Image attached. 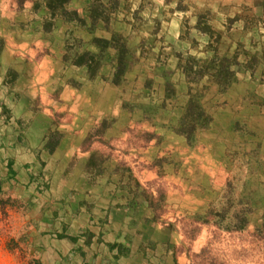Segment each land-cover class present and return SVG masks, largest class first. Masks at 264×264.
<instances>
[{"label":"rangeland","instance_id":"374dc122","mask_svg":"<svg viewBox=\"0 0 264 264\" xmlns=\"http://www.w3.org/2000/svg\"><path fill=\"white\" fill-rule=\"evenodd\" d=\"M94 1L88 0L87 5L80 7L81 13H79L81 19L86 20L88 25H94L91 32L83 27L93 37L87 41L76 38L73 28L80 25L68 23L66 25L71 29L67 32L65 40L70 36L81 40V44L72 51L89 50L99 54V48L92 43L94 38H98L94 36L97 32L96 25L103 24V28L105 25L110 26L112 36L118 34L117 30L128 35L125 36L129 39L127 47L135 48L140 54L142 53L141 63L147 59L150 60V69L154 77L152 79L154 83H151L153 81H150L148 76L144 77L145 82L138 81L139 74L131 79L136 82L138 88L140 87L138 90L135 89V92L136 99L141 105L144 98L150 97L148 95L150 87L166 85L168 71L173 70L174 64H171L170 68L169 66L161 69L153 67L163 58L159 51L162 49L170 48L173 53L175 49L181 51L185 46H191L189 52L193 55L188 56L195 57L197 60L212 59L213 51L218 44L217 36L220 35L219 48L216 50L219 58L237 55V48L241 50L239 64L231 67L235 78L226 92L219 91V86L209 81L207 77L199 82L189 81L190 85H195L191 87V91L189 89L187 96L203 87L208 89L203 99V106L212 119L210 127L201 131L197 137V144L193 147L183 135L171 129V126H177L178 123L176 124L172 118L168 122L169 115H165V111L162 112L164 119L162 116L161 118L157 116L162 119V122H159L157 118L155 121L150 117L146 118L147 112H144L145 119L134 123L130 133L138 139L136 144L141 148L153 141L156 143L155 147L161 146V142L164 143L168 138L173 141V147L168 146L169 148L162 150L160 147L159 154L152 161L157 175L152 183H145L143 186L127 167L126 158L129 154L125 151L136 144L131 142L125 147L113 145L91 151V146L97 139L106 141L101 135L106 132L101 130V124L93 135L83 138L82 152L85 154L88 151L83 165L86 177L94 180L97 176L111 173H115V176L127 175L129 182L124 187H128L133 195V201L130 204H135V207L132 210L137 209L136 205H143L144 209L148 210L143 217L145 226L140 227L148 231L155 228L160 231V234L153 236L150 242L147 241L138 248L136 244L129 245V255L125 256L126 259L115 263L106 245L95 244L97 241L94 236H98L96 228H93L90 243H87L90 229L77 232L75 238L79 240L78 242L64 238L66 232L68 236H71L74 235L75 228H80L83 207L77 209L76 204L82 201H78V197L74 201L75 194L64 197L53 192L55 176L51 174V170L45 171V164L41 163L42 152H49L52 155L65 137V125L74 123L73 119L70 121L69 116H66L67 112L58 109L60 105L57 100H51L54 104L51 105L47 102L48 99L45 101L44 97H48L49 100L51 96L55 97L56 91L52 89L56 86L61 87L54 83L58 81V78L61 81L69 77L66 85L77 87L83 86L81 79L89 83L99 78L102 67L107 65V56L111 50H107L100 69L92 77H89L90 72L88 73L89 62L86 64L88 69L84 78L80 77V70H69L70 67L77 66L65 64L66 47L63 48L61 58H52V65L54 61L57 62L49 68H56L55 77L47 76L48 66L42 67L41 59L38 58L34 59L36 65L30 69L32 74L30 77L27 67L24 68L22 75L14 70L15 65H18L16 62L20 61L25 67L27 59L22 55H18L21 60L17 56L10 57L5 50V41L0 40L2 49L0 52V264H38L36 260H41L42 264H97L99 260L105 264H264V237L258 231L262 228L264 218V163L258 170L256 166L259 162L251 163L249 154L241 150L242 145L245 144L247 148H253L260 153L258 154L260 159L261 152L258 150L260 147L258 144L261 138L247 130V136L240 140L239 134L243 132L245 126L249 128V122L243 118L249 119L257 116L258 113L264 115V92H260L263 87L261 82L264 78V69L261 70L262 74L258 73L260 64L264 65L262 55L264 46L245 48L246 32L254 27L264 29L262 5L264 0H208L212 5L208 9L196 4L203 0H100L93 4ZM97 3H103V7H100L101 11L108 9L109 18L106 21L108 24L101 20L102 17L97 22L91 19V12L95 15L100 13V10L90 7L92 4L97 6ZM257 9L262 11V17L255 15ZM34 13L37 14L39 11ZM237 17H240V20L237 21ZM201 18L208 21L211 29L217 32L216 35H210L203 26H199ZM251 18L260 21L250 24ZM1 19L3 16L0 15V22ZM59 20L62 19L58 18L54 21L52 32L50 31L49 39L46 40L50 47L54 43L53 34ZM44 22L45 19H43V33H46ZM6 23L10 30L15 27L10 19ZM241 26L242 29H240ZM0 27H2L0 37L1 34L10 33L3 28L5 25ZM105 31V28L101 29L98 35L110 36ZM262 35L264 36V33ZM160 36L162 37L159 38ZM240 37L243 38L241 42ZM259 40L264 42L262 37ZM154 44L156 45L153 48L151 45ZM254 49H259L260 52L252 53ZM115 55L112 58L114 68L116 67ZM49 56L52 57L51 54ZM172 58L175 56L173 55ZM167 60L168 58L164 57V61L167 62ZM172 61L175 62L173 59ZM58 66L60 68H57ZM237 71L240 77H243L239 81H237ZM248 71L255 73L246 80L248 75L245 73ZM9 72L15 75L14 80L12 79L13 86L7 83ZM115 72L114 69V75ZM174 73L177 74V71ZM67 74L69 75L66 76ZM163 75L165 78L161 79ZM20 76H26V78ZM77 78H80V83ZM253 82L258 83V86ZM25 90L28 91V95H24ZM184 107L185 105L183 111ZM139 108L136 110V116H138ZM156 108L150 107L146 110L153 112ZM5 110L8 112L6 113ZM223 125L229 126L224 128ZM159 129L161 134L158 132ZM77 130L82 129L76 127ZM165 131L166 135H164ZM38 132L46 133V135L45 137L43 134L36 136L38 142L34 143L35 139L31 135ZM203 136L204 140H202ZM219 136L222 140L218 139ZM250 137L253 141H250ZM42 142L45 143L44 148H41ZM54 142L57 146L51 152L49 145ZM175 150L183 152L189 161L184 173L178 169L172 158ZM161 151L168 153L169 156L161 158ZM10 161H13L12 168L9 167ZM35 161L41 165L38 170L35 169V165L38 164ZM169 164L172 166H168ZM238 175L239 181L249 180L242 189L237 187ZM233 183H236V190L231 192L236 199L245 188V191L248 189L257 191L254 192L257 202L251 204L254 211L246 213L248 225L242 232L223 230L217 224L210 222L213 218L210 214L211 210H222L225 202L228 203L231 195L228 189L231 190ZM85 201L88 203L89 200ZM199 217L206 218L208 221L204 222ZM93 221L95 225L96 222ZM105 222L103 221L102 224ZM136 226L130 224L129 232L131 233ZM92 242H95L93 245L96 246L91 247ZM119 254L122 255V253Z\"/></svg>","mask_w":264,"mask_h":264},{"label":"crops","instance_id":"0c3cea01","mask_svg":"<svg viewBox=\"0 0 264 264\" xmlns=\"http://www.w3.org/2000/svg\"><path fill=\"white\" fill-rule=\"evenodd\" d=\"M48 1L49 0H0V15L3 16L0 25H5V27L3 28L10 32L8 34H1L0 40L5 41V50L8 51V55L10 57L14 58L15 56H17V58L20 59L18 55H22L27 59L25 60L27 61V63L25 62V67H23L20 61L16 62V64L18 63V65H15L14 70H16V72L21 75L23 74L24 68L27 67L28 75H30L31 77L32 74H30V69L32 68V66L36 65V62L34 60L35 58L41 59L42 67L48 66V70H46L48 77L49 75H54V77L55 75H57V73L54 72L56 68L50 69L49 67L53 66L55 62H57L54 61V64L52 65V58L62 57L63 48L65 47L64 42L66 41L65 37L71 27L66 25L68 23L65 22V20H59V22L57 23V29L53 34L55 44L53 43L50 47V44L46 41L47 39H49L48 36L50 34L43 33V19H46L50 14L49 9L46 5ZM39 2H42V4H39ZM50 2L54 3L53 0H50ZM87 4L88 0H71L69 7H71L73 10H76L78 13H81L80 9L82 8V5L85 6ZM196 4L205 9H208L209 6L212 7L210 1L208 0H203L201 2H197ZM37 5H39V9H37L39 13L35 14L33 10ZM255 13V15L257 16L260 15L262 17L263 15L262 11H259V9H257ZM8 19L11 20V24L15 25L12 30L8 29V23H6ZM1 28L2 27H0V30ZM104 28L106 29L105 32L109 34L110 32H112V28L110 26L105 25ZM104 28L103 24L96 26L95 31L97 32L94 36L98 37V39L110 41L114 36L118 35V38L123 40V42H125L126 44L125 46L127 47V42H129V39L125 38V36L128 35L116 29L118 34H113V36L111 34L110 36H99V32H101V29ZM240 29H242V26L240 27ZM73 30L76 38H81L87 41L93 37V35L87 32V30H85L83 27H74ZM246 33L245 48L249 46L251 49V47H258V45L260 48H262L264 46V42H261L259 40L260 37H262V39L264 40V36H261V34L264 33L263 28L254 27L253 29L248 30V32ZM161 37L162 36H160L159 38ZM242 37H240V42L243 40ZM155 45L156 44L151 46L153 47ZM128 49L129 51L127 55L130 56V48ZM190 49L191 46H185V48L181 51H177L175 49V52L173 51V53L171 52L170 48L159 50L163 58L153 67H158L159 69H161L163 67L167 68L169 66L170 68V65L174 64L173 70L168 71L169 74L168 80H166V85H153L152 87H150V89L148 90V92H150L148 93L150 97L148 96V98H144L145 100H143L142 105L139 103V100L136 99L137 93L135 92V89L138 90L140 87L138 88V86H136L135 84L136 82L131 79H134L136 74H139L138 81L144 80L145 76H148L150 81H153L152 79H154V77L150 69V60L147 59L145 62L143 61L144 63H141V61L143 60L141 59L142 53L140 54V52L138 50L136 51L135 48L131 49V51L137 57V62L133 63L132 66L128 69L127 72H129V74H127L126 72L127 75L125 74L123 81L118 79L115 83L112 79L114 77L115 69L112 65V58L113 55L116 54V50L112 47L108 49L111 50V52L107 56V65L105 67H102V72L100 73L99 78L97 77L93 80V82L89 83H86L85 79H81L83 85H80L81 88L77 87L76 85L67 86L66 81L69 80V77L64 78L61 81H59L60 79L58 78V81L56 80L54 83L56 85L59 84L61 87L56 86V88L52 89L53 91H56L55 97L51 96L50 100L48 97H44L45 101L48 99L47 102L51 105H54L51 100H57L60 105L58 109L60 111L67 112L66 116L68 115L69 120L72 121L71 119H73L74 122L72 125H65V137L62 140L59 148H57L52 155L49 152H45L43 150L44 152H42L43 154L41 159L42 165L45 164L44 170L47 172H50L51 170V174L53 173L55 176V189H53L52 191L58 193V195L61 194L64 197L75 194L76 196L74 201H76V198L78 197V201L84 202H76L77 209L83 207L81 209V220L79 222L80 228H75L74 235L71 236H68L66 232V237L64 238L72 240L71 238H75L79 230L86 231L87 229H90L91 234H93V228H96L95 230H97L98 236L95 235L96 237L94 236V238L97 242H92L91 247L96 246L93 245L94 243H98L101 245L104 244V246L106 245L107 251H110L113 256L112 259L115 263L116 261L118 263L120 260L126 258L125 256L119 254L122 253L123 250H121L119 247H116V244H122L125 247L130 248L129 245L133 243L136 244V247L138 248L139 246L144 245L145 242H150V240L153 239V236L160 234V231L157 228L148 231L146 228L140 227L141 225L145 224L143 222V217L148 210H145V207L143 205H136L137 209L135 211L132 210L135 207V204H130V202L133 201V195L130 193L128 187H124L125 184L129 182L127 175L115 176V173H111L101 175L99 177L97 176V178L94 180H92L93 178L86 177L83 172V165L85 163L84 160L88 156V151L85 152V154L82 152V144L83 138L87 135H93L94 132L99 128L100 124L102 125L101 130H106L105 133L101 134L106 141L97 139L95 143L93 142L94 144L93 146H91V151L101 150L103 147L113 145L125 147L131 142L136 144V141L138 139H135L131 135L130 131L133 129L134 123L144 120L146 115V118L150 117V119H153L154 121L157 118L159 122H162V119L160 118L162 116L164 119V114H162V112L165 111V115H169L167 117L168 122L170 118H172L173 121L177 124L183 114V106L187 103L189 97L187 96L189 94V89L191 91V87H194L195 85L189 84L187 74L179 62V60H181V57H183V59L185 60L189 57L188 55H193V53L189 52ZM253 52L257 53L260 51L259 49H254L252 50V53ZM50 54L52 57L49 56ZM105 55H107V52L105 53ZM173 55L175 56V58H172ZM156 57H158V55H156ZM164 57L168 58L167 62L164 61ZM172 59L175 60V62L172 61ZM88 62L90 63V61ZM57 68L60 67L58 66ZM70 68L71 69L69 70H80V77L82 78L85 77L86 70L88 69L86 67V64L79 67L72 66ZM259 68L260 71L258 73L262 74L264 65L260 64ZM174 71H177V74L174 73ZM253 73L255 72L248 71L247 73H245L248 75L245 79L248 80V77H251V74ZM42 74H44V71H42ZM68 75L69 74H67L66 76ZM20 77L22 78L23 76ZM23 78L25 79L26 76H24ZM45 78L47 77L45 76ZM163 78H165L164 75L161 79ZM242 78L243 77H240V74H238L237 71V81ZM78 79L80 83L81 80L80 78H77V80ZM145 81L146 80H144V82ZM75 82L76 81H74V83ZM256 82H253V84L258 86V83ZM151 83H154V81ZM261 83H263V87L259 86L262 87V90L260 92H264V78ZM172 88L175 89V94L173 97L168 98L167 94H171L170 89ZM27 90H25L24 95H28ZM148 106L153 109L155 107L157 108L153 112H149L146 110V107ZM137 108H139L138 116H136L135 114ZM257 111H259V109H257ZM144 112H147L145 116ZM158 115L160 116V118L157 117ZM243 120L249 122V128H246L245 126L243 132L241 131L239 133L240 140H242L243 137L247 136V130L249 131V133H253L256 137L261 138L259 139L258 144L260 146L258 150H260L261 152V158L258 159L257 162L262 161L263 165L264 115H259L258 113L255 117H250L249 119L243 118ZM228 126L223 125L224 128H227ZM76 127L82 129L83 131L77 130V132ZM158 132L159 134L162 133L160 129L158 130ZM42 134L44 135L43 137H45L46 133L43 132H38V134L35 133L31 135V137L35 139L34 143L38 142L36 136H41ZM166 134L167 132L165 131L164 135ZM218 139L222 140L221 136H219ZM202 140H204V136ZM250 141H253L252 137H250ZM42 144L43 145L41 148H44L43 146L45 143L42 142ZM100 144H102V146ZM155 144V141H153L151 142V144L148 143L143 148L136 144L132 146L130 150L125 151V153L129 154L128 158H126L128 164L127 167L131 169L134 176L143 186L145 183H152L157 177L156 172L153 168L152 161L154 160L155 156L159 154L160 147L161 150L163 148L165 149L173 147V141L169 140V138L166 139L164 143L161 142V146L157 145L159 147H155ZM242 147L243 149L241 150H243L244 153L249 154V161L251 163L255 162L256 164V161L253 160L252 156L250 155V152H253L255 150L253 148H247L248 146H246L245 144H243ZM189 149L190 148L188 147V150ZM160 155V157L163 159L164 157L169 156L168 153H165L163 151H161ZM172 158H174V163L177 164L178 169L184 173L186 171V168L188 167L187 163L189 162L184 156V153L175 150ZM40 166L41 165L38 163L37 165H35V169L38 170ZM168 166H172V164H169ZM109 169L112 170L113 168L109 167ZM254 192L257 191L255 190ZM85 200H89L88 203H85ZM84 208H86V210ZM93 220H95L96 222L95 225H93ZM103 221H106L107 223L105 222L104 224H102ZM130 224H134L135 226L137 225L136 228L133 227L135 229L131 230V233L129 232L128 228ZM97 264L105 263L100 262L99 260L97 261Z\"/></svg>","mask_w":264,"mask_h":264},{"label":"trees","instance_id":"16d2710c","mask_svg":"<svg viewBox=\"0 0 264 264\" xmlns=\"http://www.w3.org/2000/svg\"><path fill=\"white\" fill-rule=\"evenodd\" d=\"M54 3H51L50 0L46 3L47 8L49 9V16L45 19L44 27H45V34H50L52 32L51 29H53L54 21L58 18H61L65 20V22L69 24H74L76 26H82L85 27L90 32L93 31L94 25H88L86 20L81 19L79 13L76 10H70L69 4L71 0H53ZM100 0H95V2ZM260 2V1H259ZM264 7V1L262 2ZM39 4H42V2H39ZM90 5V7H94L98 10H100V7H103V3H97L96 5ZM117 3H115L116 5ZM39 5L36 6V8L33 10L34 12H37L39 9ZM38 7V8H37ZM108 9H105L103 11L100 10L99 15H95L94 12H91V19L93 21L97 22V20L102 17L101 20L108 21ZM240 20V17H237ZM51 20V22H50ZM53 21V22H52ZM260 21L259 19L251 18L250 24L257 23ZM97 26V25H96ZM199 26H203V29L208 32L210 35H216L217 32H215L213 29H211L210 24L206 19L201 18L199 22ZM250 28V27H249ZM51 31V32H50ZM220 35L217 36V43L220 42ZM66 52L64 55V62L67 65H76V66H83L90 61L89 64V77H92L97 74L98 69H100L101 64L103 63V59L105 57V53L109 48H114L116 50V55L114 58V61H116V67H115V75L113 77V81L116 83V80H122L128 71V69L132 66L133 63L137 60L136 57L134 58V55L130 49V56L127 55L129 49L125 46V42L118 38V35L114 36L112 40L107 41L104 39H98L94 38L92 40L93 44H96V47L99 48L100 53H94L90 52L89 50L85 51H72L73 48L77 47L78 44H81V40H77L74 37L70 36L66 39ZM218 44H216V49H214V56L212 59H206V60H197L195 57L189 56L187 59H183L181 57L180 65L184 68L187 78L191 82L200 81L202 78L207 77L209 81L213 82L215 85L217 84L219 86V91L226 92L229 88L230 83L234 80L235 74L232 72L231 67L233 65L239 64V56L241 50L237 48V55L234 54L232 56H223L219 58L217 55L216 50L219 48ZM240 44V43H238ZM240 46V45H239ZM211 49V47H209ZM1 42H0V52H1ZM263 60H264V49H263ZM137 62V61H136ZM251 63V62H250ZM93 64V66H92ZM13 77L15 78V75H13L12 72H9L7 76V83H11V86H13ZM197 77L198 80H197ZM13 79V80H12ZM93 79V78H91ZM207 88L203 87L201 90H198L196 93H191L189 95V99L187 101V104L184 107L183 114L181 116L180 121L178 122L177 126H171V129L174 130L177 134L183 135L190 146H195L197 144V137L201 133V131L206 130L210 127L211 124V117L206 112L203 106V99L205 97V93L207 92ZM170 93L167 94V97H173L175 94V89H170ZM147 109H150V107H146ZM6 113L8 110H5ZM57 143L54 142L49 145L51 152L54 151L56 148ZM259 153L257 151L250 152V155L252 156V159L256 160V163L258 161ZM13 161L9 162V167L12 168ZM262 166V161H259L258 170ZM11 173H13L12 170H10ZM238 174V173H237ZM240 174V173H239ZM238 179V185L237 187L240 189L244 188L248 181H239V175L237 176ZM236 190V183L231 184V190L228 189V193H230V198L228 200V203L225 202V204L222 206V210H211L210 214L213 216L210 222L215 223L218 225L219 228L223 230L228 231H238L242 232L247 228L248 220L246 213H253L254 208L251 206L252 203L257 202L254 198V192L251 190H242L241 195L239 198H235L233 192ZM132 192V190H131ZM235 198V199H234ZM199 219H203L202 217H199ZM204 222L208 221L203 219ZM260 232V235L264 237V218H263V224L262 228L258 229ZM87 243H90L91 238L93 237V234L91 233L88 235ZM73 241H75V238H71ZM116 247H119L121 250H123L122 255L128 256L129 255V248L125 247L122 244H116ZM113 248V247H112ZM121 255V254H120ZM38 264H42L41 260H36Z\"/></svg>","mask_w":264,"mask_h":264}]
</instances>
